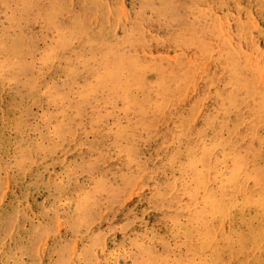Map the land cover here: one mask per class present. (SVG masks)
Masks as SVG:
<instances>
[{"label":"rangeland","instance_id":"obj_1","mask_svg":"<svg viewBox=\"0 0 264 264\" xmlns=\"http://www.w3.org/2000/svg\"><path fill=\"white\" fill-rule=\"evenodd\" d=\"M0 264H264V0H0Z\"/></svg>","mask_w":264,"mask_h":264},{"label":"bare ground","instance_id":"obj_2","mask_svg":"<svg viewBox=\"0 0 264 264\" xmlns=\"http://www.w3.org/2000/svg\"><path fill=\"white\" fill-rule=\"evenodd\" d=\"M58 3V2H57ZM97 20V19H96ZM217 21V20H216ZM115 24V23H114ZM122 25V24H121ZM63 28V27H62ZM56 33V32H55ZM69 38V37H68ZM59 48V47H58ZM105 49V48H104ZM66 52V51H65ZM208 52V51H207ZM157 68V67H156ZM31 69V68H30ZM204 69V68H203ZM163 72V71H162ZM161 72V73H162ZM170 72V71H169ZM188 73V72H187ZM227 73V72H226ZM161 75V74H160ZM235 76V75H234ZM163 77V76H162ZM189 77V76H188ZM245 80V79H244ZM5 81V80H4ZM54 85V84H53ZM188 85V84H187ZM253 87V86H252ZM250 89V88H249ZM33 92V91H32ZM75 98V97H74ZM231 112V111H230ZM73 113V112H72ZM60 114V113H59ZM253 118V117H252ZM263 130V129H262ZM260 131V130H259ZM261 134V133H259ZM231 135V134H230ZM94 172V171H93ZM263 184V183H262ZM237 190V189H236ZM97 206V205H96ZM223 224V223H222ZM255 234V233H254ZM258 244V243H257ZM96 251V250H95Z\"/></svg>","mask_w":264,"mask_h":264}]
</instances>
